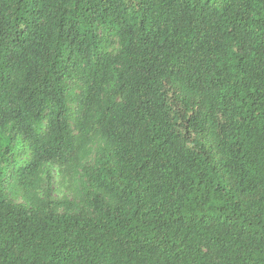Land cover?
<instances>
[{
	"label": "trees",
	"instance_id": "16d2710c",
	"mask_svg": "<svg viewBox=\"0 0 264 264\" xmlns=\"http://www.w3.org/2000/svg\"><path fill=\"white\" fill-rule=\"evenodd\" d=\"M0 264H264V0H0Z\"/></svg>",
	"mask_w": 264,
	"mask_h": 264
},
{
	"label": "rangeland",
	"instance_id": "374dc122",
	"mask_svg": "<svg viewBox=\"0 0 264 264\" xmlns=\"http://www.w3.org/2000/svg\"><path fill=\"white\" fill-rule=\"evenodd\" d=\"M3 136L8 138L13 136V133L8 130L4 132ZM205 144L208 145L207 142ZM23 157V154L19 155L20 160H23ZM106 161V142L100 138H95L83 154L80 165L81 167L100 166ZM88 192L94 191L80 168L76 169L71 176H63L59 173L57 167L50 164L43 165L39 176V185L34 192L26 193L19 187L10 173L5 175L2 188V194L6 199L16 205H22L26 210H34L30 199L35 198L66 200L79 206L80 198ZM77 213L75 212V214Z\"/></svg>",
	"mask_w": 264,
	"mask_h": 264
}]
</instances>
